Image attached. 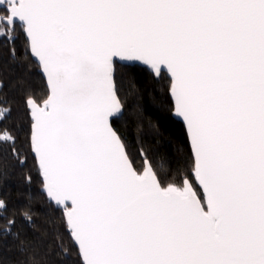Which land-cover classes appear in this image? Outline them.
Masks as SVG:
<instances>
[{
  "label": "snow or ice",
  "instance_id": "obj_1",
  "mask_svg": "<svg viewBox=\"0 0 264 264\" xmlns=\"http://www.w3.org/2000/svg\"><path fill=\"white\" fill-rule=\"evenodd\" d=\"M0 46L26 124L0 99L23 188L0 196V264H264V0H0ZM125 80L137 96L166 81L157 116L182 122L183 166L144 148L136 166Z\"/></svg>",
  "mask_w": 264,
  "mask_h": 264
},
{
  "label": "trees",
  "instance_id": "obj_2",
  "mask_svg": "<svg viewBox=\"0 0 264 264\" xmlns=\"http://www.w3.org/2000/svg\"><path fill=\"white\" fill-rule=\"evenodd\" d=\"M17 49L18 51L22 50V41L17 43ZM16 68V64L9 59L7 49L0 46V69H2L0 78L3 79L5 84L3 92L0 93V99L7 98L13 109L9 123H15L18 127H26L23 118L22 92L17 90L14 83L16 78L21 75ZM28 79L33 88L39 89L41 87L42 76L35 66L32 67ZM140 79L143 87L148 82L146 69H144ZM165 84L166 81L151 85L139 96L129 93L126 80L122 88V94L126 98L127 110L124 119L120 122V129L127 141L128 151L135 159L138 167L141 164L139 155L141 148H144L150 156L170 157L174 162H179L181 166L186 163L190 152L182 123L174 118L160 120L157 116V110L170 102V98H167L163 91ZM153 87L155 91H153ZM14 163V160L0 155V167L7 168L12 173L6 179L0 180V196L6 197L10 203H18L23 199L20 194L23 191L21 187L22 173L18 168H12ZM173 166H175V163ZM29 167H32L31 157L29 158ZM31 187L34 192L38 190V178ZM43 204V200L37 202L38 225L46 221V217L42 214L41 205ZM61 234H63L62 229ZM65 243H67V237ZM53 260L55 264H59V258L53 256Z\"/></svg>",
  "mask_w": 264,
  "mask_h": 264
},
{
  "label": "water",
  "instance_id": "obj_3",
  "mask_svg": "<svg viewBox=\"0 0 264 264\" xmlns=\"http://www.w3.org/2000/svg\"><path fill=\"white\" fill-rule=\"evenodd\" d=\"M38 72H39V70H38ZM179 121V120H178ZM181 122V121H180ZM182 123V122H181ZM183 125V124H182Z\"/></svg>",
  "mask_w": 264,
  "mask_h": 264
}]
</instances>
